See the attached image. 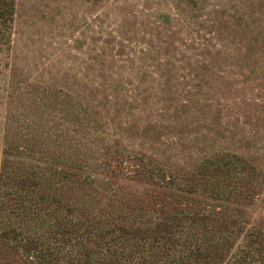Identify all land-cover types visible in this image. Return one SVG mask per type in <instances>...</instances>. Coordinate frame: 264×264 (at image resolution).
<instances>
[{"label":"rangeland","instance_id":"1","mask_svg":"<svg viewBox=\"0 0 264 264\" xmlns=\"http://www.w3.org/2000/svg\"><path fill=\"white\" fill-rule=\"evenodd\" d=\"M6 36L7 183L128 232L208 216L230 252L264 244V0H14ZM0 264L31 262L0 237Z\"/></svg>","mask_w":264,"mask_h":264},{"label":"trees","instance_id":"2","mask_svg":"<svg viewBox=\"0 0 264 264\" xmlns=\"http://www.w3.org/2000/svg\"><path fill=\"white\" fill-rule=\"evenodd\" d=\"M13 13L14 0H0V44L7 40ZM7 180L0 173V237L15 243L31 264H264V244L249 236L230 252V222L207 216L199 222L180 221L176 227L157 223L128 232L101 214H90L88 202L75 205L68 200L71 207L82 203L83 208L71 216L47 208V203L54 206L61 200L41 197L35 204L25 174H14L11 184ZM39 205L40 212H35Z\"/></svg>","mask_w":264,"mask_h":264}]
</instances>
